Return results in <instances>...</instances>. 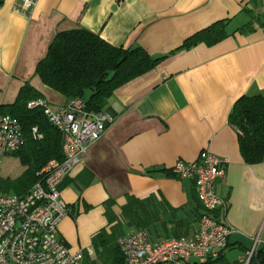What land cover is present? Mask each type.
Instances as JSON below:
<instances>
[{"label":"crops","instance_id":"obj_1","mask_svg":"<svg viewBox=\"0 0 264 264\" xmlns=\"http://www.w3.org/2000/svg\"><path fill=\"white\" fill-rule=\"evenodd\" d=\"M21 3L0 4V103L12 102L25 80L55 108L69 100L34 73L60 28L87 26L116 45L166 53L117 85L101 107L111 120L58 185L67 206L59 238L82 249L83 259L94 257L92 235L110 229L129 193L153 204L144 226L153 242L192 235L202 204L193 178L169 168L208 148L225 158L224 174L215 180L222 200L212 213L225 214L234 226L221 264H257L251 259L264 249V157L247 163L227 115L240 94L264 92V0H35L30 9L16 10ZM250 13L252 26L242 31L238 26ZM223 17V38L182 45ZM213 258L202 264H217Z\"/></svg>","mask_w":264,"mask_h":264},{"label":"built area","instance_id":"obj_2","mask_svg":"<svg viewBox=\"0 0 264 264\" xmlns=\"http://www.w3.org/2000/svg\"><path fill=\"white\" fill-rule=\"evenodd\" d=\"M34 3L35 0H22L21 7L15 9L26 11ZM37 104L61 131L62 158L52 156L43 162L36 171L37 179L25 192L0 189V264H82L83 250L69 248L58 236L57 223L67 214L58 185L83 158L90 141L100 136L111 117L102 108L86 109L85 99L80 96L58 108L41 95L28 101L30 106ZM19 123L14 114L0 112V170L3 155L24 142ZM32 132L36 134V126ZM224 164L225 158L208 148L191 161H175L169 170L177 177L193 178L203 207L196 230L192 235H171L153 242L146 228L134 227L119 234L116 240L123 255L121 264H202L208 255H218L234 229L225 214L212 213L222 200L216 193L215 180L224 174ZM254 249L255 246L249 254Z\"/></svg>","mask_w":264,"mask_h":264},{"label":"trees","instance_id":"obj_3","mask_svg":"<svg viewBox=\"0 0 264 264\" xmlns=\"http://www.w3.org/2000/svg\"><path fill=\"white\" fill-rule=\"evenodd\" d=\"M3 1L0 0V4ZM251 22L252 15L238 28L242 31L249 30ZM226 23V17L212 21L187 36L182 45H193L200 39L208 44L220 40L228 33ZM46 49L45 54L36 59L34 73L40 76L43 83L63 93L67 99L75 96L84 98L86 109L93 110L104 106L117 85L147 71L166 54L154 56L140 44L131 47L116 45L103 38L98 31L80 25L57 30ZM121 56L124 57L118 62ZM18 88L12 102L0 103V112L14 114L22 126L23 144L8 152L15 153L24 168L5 186L0 177V189L23 193L37 179L36 171L43 162L52 156L62 158V134L48 120L42 105H28V101L40 96L41 91L32 86L29 80H25ZM232 104L227 117L237 132L240 155H243L247 163L260 162L264 157V92L242 93ZM33 126L37 128L36 134L32 132ZM10 186L15 191H10ZM126 197L127 201L120 209L121 214L116 216L117 220L110 229L102 228L92 235L95 255L85 256L83 264H121L123 255L117 248L116 241L119 234L125 233L129 227L144 228L151 220L154 215L152 203L135 197L133 193ZM200 213L201 211L197 217ZM254 255L255 258L251 261L264 264L263 247ZM223 258L221 249L213 259L221 264L225 262L222 261Z\"/></svg>","mask_w":264,"mask_h":264},{"label":"rangeland","instance_id":"obj_4","mask_svg":"<svg viewBox=\"0 0 264 264\" xmlns=\"http://www.w3.org/2000/svg\"><path fill=\"white\" fill-rule=\"evenodd\" d=\"M24 168V165L19 162L18 156L14 153H6L3 155L2 162H1V170H0V177L2 179V184L5 186L6 183H8L13 176H15L17 173H21L22 169ZM10 191H15L10 186ZM95 261H98V259H95ZM162 264V263H158Z\"/></svg>","mask_w":264,"mask_h":264},{"label":"water","instance_id":"obj_5","mask_svg":"<svg viewBox=\"0 0 264 264\" xmlns=\"http://www.w3.org/2000/svg\"><path fill=\"white\" fill-rule=\"evenodd\" d=\"M122 57H124V56H121V57L118 58V59H119L118 62H120V61L122 60V59H121Z\"/></svg>","mask_w":264,"mask_h":264}]
</instances>
